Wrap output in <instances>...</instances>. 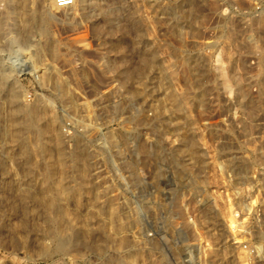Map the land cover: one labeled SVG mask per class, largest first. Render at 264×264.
Instances as JSON below:
<instances>
[{
  "label": "rangeland",
  "instance_id": "1",
  "mask_svg": "<svg viewBox=\"0 0 264 264\" xmlns=\"http://www.w3.org/2000/svg\"><path fill=\"white\" fill-rule=\"evenodd\" d=\"M51 2L0 0V264H127L164 190L193 264H264V0Z\"/></svg>",
  "mask_w": 264,
  "mask_h": 264
},
{
  "label": "built area",
  "instance_id": "2",
  "mask_svg": "<svg viewBox=\"0 0 264 264\" xmlns=\"http://www.w3.org/2000/svg\"><path fill=\"white\" fill-rule=\"evenodd\" d=\"M77 1L79 0H53V5L62 8ZM173 194L166 190L138 193L133 196L135 205L124 209L127 212L124 219L128 221V225L123 237L136 252L133 264H193L198 254L204 252L207 244L202 241H185L186 234L197 227L191 213H185L183 222L174 219L177 209L172 200ZM209 209L214 211L212 206ZM229 221L230 218V228Z\"/></svg>",
  "mask_w": 264,
  "mask_h": 264
},
{
  "label": "bare ground",
  "instance_id": "3",
  "mask_svg": "<svg viewBox=\"0 0 264 264\" xmlns=\"http://www.w3.org/2000/svg\"><path fill=\"white\" fill-rule=\"evenodd\" d=\"M52 4H53V2H51ZM32 19V18H31ZM31 19L29 20V21H31ZM30 23H32V22H30ZM27 26V29L28 30H30L31 29V26L32 25H29V24H27L26 25ZM0 63H2V62H0ZM3 65L2 64H0V82L2 81L3 82V80H4V78H6L5 77V75H6V73H5V70H4V68L2 67ZM67 88L68 87H66V85H65V83L64 82H60L58 79H57V89H58V95H61L62 97L63 96H66V95H68V90H67ZM57 91V90H56ZM14 92V91H13ZM17 93V92H16ZM11 95V94H10ZM69 96V95H68ZM15 97L17 98V96H16V94H12L11 95V101L12 100H16L15 99ZM67 97V96H66ZM18 103V102H17ZM15 105V104H14ZM18 106V107H17ZM17 111L20 109V106L17 104L16 105V107H14ZM14 109V110H15ZM20 111V110H19ZM73 156V155H72ZM108 212H109V217H107V218H109L108 220L110 221V223H111V231H109V232H107L106 233V231H105V233L107 234V237H108V241H110V243L111 244H114V245H118V247H120V248H123L122 247V245H120V243H122V242H117V236L123 231L124 232V229H125V226H126V223H125V221H120L119 219H120V217L117 215V209L115 208V207H113V206H109L108 207ZM106 218V217H105ZM105 221H106V219H105ZM128 222V221H127ZM126 230V229H125ZM122 234V233H121ZM80 235V234H79ZM70 236H71V239L72 240H76L77 239V235H76V233H73V234H70ZM80 237V236H79ZM120 239V238H119ZM124 239V238H123ZM80 240L82 241V243H84V245H86L87 247H89V243H88V240H87V238H86V234L85 235H83L82 236V239H81V237H80ZM120 241V240H119ZM125 241V240H124ZM127 241V240H126ZM64 244L65 243H62V242H60L59 240L57 241V243H54V245H55V248L56 249H62L63 250V248H64ZM125 244H129L128 243V241L125 243ZM128 246V245H127ZM127 246H125V247H127ZM124 247V248H125ZM52 248V247H51ZM48 249V248H47ZM53 250H54V248H53ZM129 250V249H128ZM47 251L48 250H46V249H42V251H41V255H45L46 253H47ZM50 251V250H49ZM56 252V251H55ZM121 252H123V251H121ZM125 252V251H124ZM49 253H51V252H49ZM48 253V254H49ZM50 255V254H49ZM135 255H136V252L134 253V252H132V249H131V251H128V252H126V253H123V254H121V260L122 261H125L127 264H133V262H134V257H135Z\"/></svg>",
  "mask_w": 264,
  "mask_h": 264
}]
</instances>
